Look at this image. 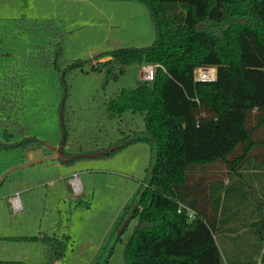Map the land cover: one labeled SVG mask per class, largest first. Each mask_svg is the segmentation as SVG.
Returning <instances> with one entry per match:
<instances>
[{
	"label": "trees",
	"instance_id": "16d2710c",
	"mask_svg": "<svg viewBox=\"0 0 264 264\" xmlns=\"http://www.w3.org/2000/svg\"><path fill=\"white\" fill-rule=\"evenodd\" d=\"M136 1L149 11L156 30L154 42L111 50L105 53L111 61L97 64L92 71L103 74L105 90L131 64L158 66L151 81H137L134 88L122 89L106 103L112 115H140L142 127L136 126L130 135L121 131L117 144L101 150L97 158L112 157L146 141L152 159L143 184L106 241L102 264H107L114 243L134 220L124 242L125 264H264V191L263 198L258 197L242 173L264 170V0ZM37 25L34 21L25 31L39 30L40 36L51 34V39L31 45L0 79V114L6 115L0 118L5 138L0 149L18 148L23 154L51 150L20 122L19 67L30 64L57 76L63 90L59 108L63 148L71 118L66 106L67 77L93 62H65L62 34L54 23L44 20ZM208 67L216 69L215 80L196 81L195 70ZM15 135L20 139L11 142ZM89 153L97 152L79 148L75 154ZM79 159L83 158L59 161L70 165ZM225 201L233 202L230 211ZM238 201H251L256 211L248 223L252 233L248 249L240 251L236 248L240 235L219 242L216 238L217 233L241 230ZM228 213L239 224L227 220ZM59 225L55 223L51 233L8 240L38 241L44 248L41 264H55L65 258L70 240L60 234ZM226 241L234 247L225 246ZM0 264L28 263L0 260Z\"/></svg>",
	"mask_w": 264,
	"mask_h": 264
},
{
	"label": "rangeland",
	"instance_id": "374dc122",
	"mask_svg": "<svg viewBox=\"0 0 264 264\" xmlns=\"http://www.w3.org/2000/svg\"><path fill=\"white\" fill-rule=\"evenodd\" d=\"M44 20L52 21L62 34L65 62L88 59L93 62L67 77L66 106L71 118L63 148L59 145L63 90L57 76L30 64L19 67V79L23 83L19 93L20 122L31 136L45 141L47 149L54 142L55 149L51 148L49 154L44 150L32 151L31 157L18 148L0 149V201H3L0 202V234L36 236L38 229L47 232L49 226L59 221L62 222L60 234L70 237L62 264H102L104 246L115 222L136 195L149 170L151 145L146 141L138 142L112 157L83 158L70 165L61 164L59 160L75 155L79 148L100 152L110 145L114 147L122 138L121 131L130 135L136 126L141 130L140 115L130 112L121 117L112 115L106 103L122 89L134 88L137 81H151L158 65L131 64L124 76L105 90L101 88L103 74L94 73L92 67L111 61L105 54L111 50L150 46L156 30L148 9L136 0H0V79L5 76L7 67L28 52L31 45L51 39V34L40 36L39 30L25 31L34 21L40 26ZM99 53L105 55L93 60ZM145 66L152 68L151 77L146 75L147 68L144 72ZM206 69L216 73L213 67ZM198 73L196 69L195 76ZM5 117L0 114L1 119ZM4 139L0 128V141ZM18 139L20 137L15 135L11 142ZM74 174L81 186L79 192L69 183ZM14 197L21 201L22 210L15 211L7 203ZM238 203L237 216L243 210L254 211L251 201ZM232 204L225 201L224 206L230 211ZM224 217L238 223L229 213ZM134 223L135 220L131 221L120 240L114 243L107 264H125L124 242ZM233 235L239 233H217L216 238L219 242L220 238L229 239ZM226 243L231 245L230 241ZM7 245H31L35 247L33 254L39 255L36 243ZM7 245L0 242V248ZM0 260L40 264L42 257L25 258L19 251L6 248L0 251Z\"/></svg>",
	"mask_w": 264,
	"mask_h": 264
},
{
	"label": "crops",
	"instance_id": "0c3cea01",
	"mask_svg": "<svg viewBox=\"0 0 264 264\" xmlns=\"http://www.w3.org/2000/svg\"><path fill=\"white\" fill-rule=\"evenodd\" d=\"M31 152H28L26 154H28V156H32L31 155ZM29 157V158H30ZM243 175L246 176L247 180L249 181V183L252 185L253 189H255L257 192V195L258 197L260 198H263L262 197V193L264 191V170H260L258 172H254L252 170H243L242 171ZM12 199L10 201H7V203H9L10 205H12L13 209L15 211H20L22 210V205H21V201H19L17 199V202H18V208H15L12 204ZM0 202H3V201H0ZM256 211L254 210L253 213H255ZM57 214H60L58 213V211H56ZM252 213V211H241L240 212V215H238V221L240 222H243L245 224V222L247 223H250L252 221V216L254 215ZM118 219V218H117ZM117 221V220H116ZM59 222V221H58ZM57 223V222H56ZM60 223V222H59ZM116 223V222H115ZM61 227H62V222L60 223L59 225V228H60V231H61ZM50 228V230H48L47 232L45 233H51L54 231V229L56 228L55 224L53 226H49L48 229ZM37 235L38 236L39 234L41 233H44L43 230H37ZM239 233V238L238 239V245H236V248L237 251H240L242 249L246 250L248 249V245H247V239L251 238L252 237V233L250 231V227L249 225L247 224L246 227H242V229L238 232ZM234 236V235H233ZM20 237H31L30 235H22V234H0V242H4V244L6 243L9 244V243H12L14 244L15 242L16 243H25V244H29V243H36L38 244L37 245V250L39 251V257H42V260L40 261V264L43 262L44 260V248L43 246L38 242V241H26V240H8V238H20ZM241 238H243L244 240H241ZM225 246H228L229 248L231 247H234V246H231L230 243H226ZM6 248H9L10 251H14V252H20L21 254H23V257H38L37 255H34V246H31V245H22V246H19V245H7L3 248H0V251H4ZM66 255H67V252H66ZM66 257V256H65ZM98 258V257H97ZM96 258V260H97ZM65 260V258L59 262H56L55 264H62V262Z\"/></svg>",
	"mask_w": 264,
	"mask_h": 264
},
{
	"label": "built area",
	"instance_id": "2783aa9c",
	"mask_svg": "<svg viewBox=\"0 0 264 264\" xmlns=\"http://www.w3.org/2000/svg\"><path fill=\"white\" fill-rule=\"evenodd\" d=\"M143 69L145 72L146 66L143 67ZM197 69H198L199 73L196 76L194 74V78L196 81H213V80H215V77H216L215 72H211L210 70H208L206 68H202V69L197 68ZM151 72H152V68L151 67L149 69L147 68L146 75L150 74V77H151ZM198 75H199V77H198ZM200 76H202V77L200 78ZM146 78L148 79V76H146ZM150 79H152V78H150ZM69 183L75 192H79L81 190V186L79 185L78 177L76 176V174H74L70 178ZM11 202L15 208H18V202H17L16 197H14ZM193 215H194L193 212L190 211L189 212V218H192Z\"/></svg>",
	"mask_w": 264,
	"mask_h": 264
},
{
	"label": "water",
	"instance_id": "95a60500",
	"mask_svg": "<svg viewBox=\"0 0 264 264\" xmlns=\"http://www.w3.org/2000/svg\"><path fill=\"white\" fill-rule=\"evenodd\" d=\"M51 148L54 150L55 148L52 146H50V150H51ZM62 148V147H61ZM100 154H103V152L101 151V152H97V153H89V154H75V155H73V156H68L67 158H61V160L62 161H64V162H69V161H72L73 159H75V158H85V157H92V158H94V157H98ZM124 224H126V223H124Z\"/></svg>",
	"mask_w": 264,
	"mask_h": 264
},
{
	"label": "bare ground",
	"instance_id": "6f19581e",
	"mask_svg": "<svg viewBox=\"0 0 264 264\" xmlns=\"http://www.w3.org/2000/svg\"><path fill=\"white\" fill-rule=\"evenodd\" d=\"M146 68H148L149 69V67L148 66H146ZM202 77V76H201Z\"/></svg>",
	"mask_w": 264,
	"mask_h": 264
}]
</instances>
